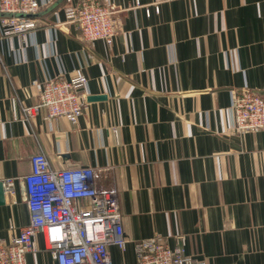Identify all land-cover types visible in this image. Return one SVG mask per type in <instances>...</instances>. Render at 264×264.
<instances>
[{"label": "crops", "instance_id": "1", "mask_svg": "<svg viewBox=\"0 0 264 264\" xmlns=\"http://www.w3.org/2000/svg\"><path fill=\"white\" fill-rule=\"evenodd\" d=\"M39 1L34 31L0 27V181L13 183L0 242L29 222L24 177L43 152L117 189L127 247L109 246L114 264H136L135 242L156 233L185 236L207 264H264V129L237 130L230 110L243 88L264 95V0H99L120 26L111 45L67 21L77 0ZM77 70L86 97L105 99L77 123L45 108L24 120L33 80ZM27 264H57L41 234Z\"/></svg>", "mask_w": 264, "mask_h": 264}, {"label": "built area", "instance_id": "2", "mask_svg": "<svg viewBox=\"0 0 264 264\" xmlns=\"http://www.w3.org/2000/svg\"><path fill=\"white\" fill-rule=\"evenodd\" d=\"M75 3L66 10V19L76 24L83 40L111 45L120 31L113 8L99 0ZM42 6L39 0H0L3 33L24 36L34 31ZM88 79L77 70L71 78L60 73L41 82L33 80L39 86L38 100L22 107L24 120L31 121L45 108L50 119L62 116L77 123L88 107L83 93ZM232 95L233 126L241 132L264 129V95L249 87ZM31 165L24 177L30 219L10 241L0 242V264H27V253L36 249L39 234L57 264H114L109 246L122 251L127 247L117 189L96 185L91 166L52 168L43 152L31 156ZM3 184L6 192L11 191V179ZM176 240L170 246L160 233L140 238L134 244L136 264H207L206 258L187 252L185 236Z\"/></svg>", "mask_w": 264, "mask_h": 264}, {"label": "water", "instance_id": "3", "mask_svg": "<svg viewBox=\"0 0 264 264\" xmlns=\"http://www.w3.org/2000/svg\"><path fill=\"white\" fill-rule=\"evenodd\" d=\"M88 101L89 100H101L105 99V96L103 95H89L87 97ZM5 187L3 182L0 181V204L5 202Z\"/></svg>", "mask_w": 264, "mask_h": 264}]
</instances>
